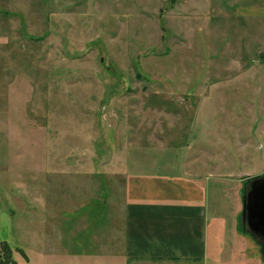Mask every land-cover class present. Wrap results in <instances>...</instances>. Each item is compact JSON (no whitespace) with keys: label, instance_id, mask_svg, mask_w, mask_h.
I'll list each match as a JSON object with an SVG mask.
<instances>
[{"label":"rangeland","instance_id":"1","mask_svg":"<svg viewBox=\"0 0 264 264\" xmlns=\"http://www.w3.org/2000/svg\"><path fill=\"white\" fill-rule=\"evenodd\" d=\"M191 165L264 177V0H0L1 264L102 263L121 176Z\"/></svg>","mask_w":264,"mask_h":264},{"label":"crops","instance_id":"2","mask_svg":"<svg viewBox=\"0 0 264 264\" xmlns=\"http://www.w3.org/2000/svg\"><path fill=\"white\" fill-rule=\"evenodd\" d=\"M121 178L119 211L106 215L108 244L103 262L95 264H264L262 237L237 227L239 197L235 209L224 212L223 203L211 201L207 178L194 170L127 172Z\"/></svg>","mask_w":264,"mask_h":264},{"label":"water","instance_id":"3","mask_svg":"<svg viewBox=\"0 0 264 264\" xmlns=\"http://www.w3.org/2000/svg\"><path fill=\"white\" fill-rule=\"evenodd\" d=\"M242 220L258 234L264 230V177L252 182L245 196Z\"/></svg>","mask_w":264,"mask_h":264},{"label":"trees","instance_id":"4","mask_svg":"<svg viewBox=\"0 0 264 264\" xmlns=\"http://www.w3.org/2000/svg\"><path fill=\"white\" fill-rule=\"evenodd\" d=\"M3 245H4V248L8 251V252H11L12 250H11V248H10V246L8 245V244H6L5 242H3ZM11 262H9L8 261V263L7 264H10ZM1 264V263H0Z\"/></svg>","mask_w":264,"mask_h":264},{"label":"flooded vegetation","instance_id":"5","mask_svg":"<svg viewBox=\"0 0 264 264\" xmlns=\"http://www.w3.org/2000/svg\"><path fill=\"white\" fill-rule=\"evenodd\" d=\"M264 230H261V233L259 234L261 237H262V239L264 240Z\"/></svg>","mask_w":264,"mask_h":264}]
</instances>
